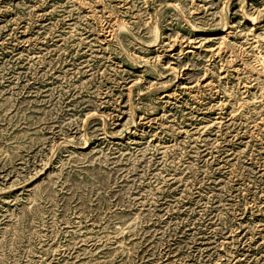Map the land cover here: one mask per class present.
I'll use <instances>...</instances> for the list:
<instances>
[{
	"label": "rangeland",
	"instance_id": "rangeland-1",
	"mask_svg": "<svg viewBox=\"0 0 264 264\" xmlns=\"http://www.w3.org/2000/svg\"><path fill=\"white\" fill-rule=\"evenodd\" d=\"M0 264H264V0H0Z\"/></svg>",
	"mask_w": 264,
	"mask_h": 264
}]
</instances>
